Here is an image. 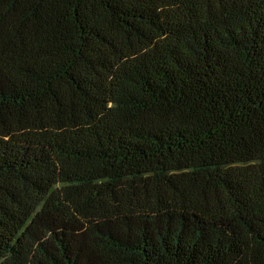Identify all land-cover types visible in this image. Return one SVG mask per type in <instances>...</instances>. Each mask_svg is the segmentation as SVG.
<instances>
[{
	"label": "trees",
	"instance_id": "16d2710c",
	"mask_svg": "<svg viewBox=\"0 0 264 264\" xmlns=\"http://www.w3.org/2000/svg\"><path fill=\"white\" fill-rule=\"evenodd\" d=\"M0 264H264V0H0Z\"/></svg>",
	"mask_w": 264,
	"mask_h": 264
}]
</instances>
